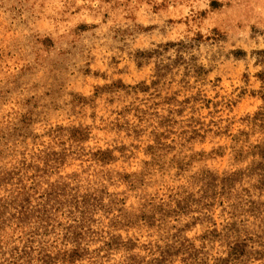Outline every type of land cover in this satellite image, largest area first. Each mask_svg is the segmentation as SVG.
<instances>
[{
    "label": "rangeland",
    "instance_id": "374dc122",
    "mask_svg": "<svg viewBox=\"0 0 264 264\" xmlns=\"http://www.w3.org/2000/svg\"><path fill=\"white\" fill-rule=\"evenodd\" d=\"M0 264H264V0H0Z\"/></svg>",
    "mask_w": 264,
    "mask_h": 264
}]
</instances>
